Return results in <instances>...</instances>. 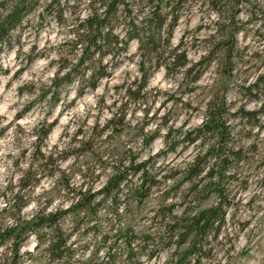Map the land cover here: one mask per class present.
I'll return each instance as SVG.
<instances>
[{
    "label": "clouds",
    "instance_id": "1",
    "mask_svg": "<svg viewBox=\"0 0 264 264\" xmlns=\"http://www.w3.org/2000/svg\"><path fill=\"white\" fill-rule=\"evenodd\" d=\"M5 23L0 264H264V0H0Z\"/></svg>",
    "mask_w": 264,
    "mask_h": 264
},
{
    "label": "trees",
    "instance_id": "2",
    "mask_svg": "<svg viewBox=\"0 0 264 264\" xmlns=\"http://www.w3.org/2000/svg\"><path fill=\"white\" fill-rule=\"evenodd\" d=\"M19 9L17 10V16H18V14H19ZM111 11V10H110ZM16 17H12V18H10V19H15ZM7 30V23H5V24H0V31H6ZM262 79H264V78H262ZM9 234H11V233H9ZM14 264H15V262H14ZM181 264H183V262H181Z\"/></svg>",
    "mask_w": 264,
    "mask_h": 264
}]
</instances>
